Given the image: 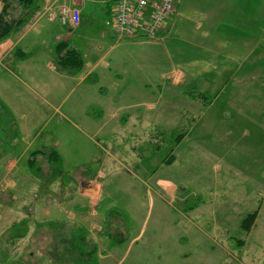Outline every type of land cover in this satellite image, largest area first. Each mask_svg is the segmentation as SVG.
I'll return each instance as SVG.
<instances>
[{"label":"crops","instance_id":"crops-1","mask_svg":"<svg viewBox=\"0 0 264 264\" xmlns=\"http://www.w3.org/2000/svg\"><path fill=\"white\" fill-rule=\"evenodd\" d=\"M60 2L79 8L80 23L77 26L61 24L57 15ZM115 2L116 0H32L30 5L24 6L18 0H0V13L6 3L11 17L17 21L21 20L10 35L0 40V69L4 71H0V121H2L0 123V216L1 213L20 212L19 219L26 224L25 228L17 229L22 230L24 236L16 239V246L18 247L20 240L23 241L27 237L28 247L29 244L34 246L36 253L41 255V264H124L127 258L130 259L128 264L157 262L149 248L150 238L144 244L137 242L142 235L141 226L135 230L129 229L128 221L118 208L110 209L108 214H101L103 177H99L98 170L110 158L117 164H123V160L118 155H112V152L107 150L111 153L99 159V165L95 170L90 168L88 172L83 171L87 169L83 165V168L72 172L66 184L58 181L57 173L52 166L61 161L62 153L57 147L63 139H59L58 134L53 131L45 132L55 116L59 115L55 120V126L61 128V121L65 119L77 131L86 130L87 136L91 134L90 132L94 134L100 132L117 139L122 128L123 138L120 137L117 150H125V157L134 160L135 156L130 151L136 148L133 145L137 146V150L143 148V142L138 139V131L148 127V121H150L149 126L157 127L151 122L157 113L153 110L141 116L143 112L139 111L137 106L149 103L150 107L156 92L162 102L170 104L177 102L176 96H161V89L163 85L166 86L162 82L170 84L169 76L176 74L192 76L195 70L194 63L182 59L180 45L174 37L185 33L187 40L182 41L195 43L197 47L200 41L203 42V51L201 54H196L195 59L213 63L215 58L221 56L216 54L213 59H204L213 51L206 44L209 37H214L211 32L212 23L214 31L219 30L221 33L229 34H237L238 31L243 33L236 25V22H241V19L238 21L236 17V9L227 12L228 7L245 10V20L251 22L255 21L254 8L262 7L259 19L264 22V0H219L218 2L214 0V4L209 3V0L189 1L188 4L185 0H179L177 10L170 17L167 31L161 33L162 39L150 43L144 42L140 37L117 36L111 24ZM37 10H41V16L36 18ZM181 10L187 12L186 16L182 15ZM218 14H221L226 22L220 21L217 18ZM60 40L67 42L68 48L76 49L82 56L83 67L77 74H70L57 66L55 47ZM239 42L248 43L246 61L239 68L242 71L247 65L252 49L257 47L255 44L263 41L259 38L248 40L236 37V44H231L230 38L229 47L240 48ZM141 43L158 44V46L152 53L143 49L132 50L130 47ZM117 49L118 51L114 52ZM229 50L220 47V52L224 55L231 51ZM176 54L178 55L175 56ZM146 63L149 64L148 67ZM236 63L232 62L222 69L218 68L217 70L221 72L218 76H224L230 84L234 77L231 72H226L231 68L235 69ZM261 64H263L262 58L259 60V65ZM203 67H206L205 63ZM143 73L146 74L145 83L141 84L140 78ZM202 75L211 74L207 70L194 77ZM235 76L237 77V73ZM64 81L72 82V89L82 86L65 111L61 103L66 96L61 99L50 93V91L60 92L58 88L62 85L59 84L61 82L65 84ZM181 81H183L182 90L184 89L182 97H185V99L181 97V101L188 99L194 102L199 97L208 98L207 93L204 92V84L195 87L191 82L186 84L184 79ZM217 86L219 83L215 87ZM141 92H147L146 97ZM216 92L218 93V90ZM164 107L165 105L162 104L160 109ZM21 108L27 113H20ZM93 109L95 113L92 112ZM183 112L184 116H188L187 111ZM97 113L100 114L98 117ZM100 119L103 121L100 122ZM73 120H76V123ZM38 137L41 139L37 142ZM53 150L58 156L56 163H50L44 154ZM34 151L37 153L32 155ZM27 154L32 158L37 156V159L41 158V173L35 176L37 180L33 179L34 176L31 178L28 175L18 174L20 167L26 164ZM22 159L25 161L20 165ZM36 165L39 166L34 162V166ZM122 166L128 176L139 178L132 169L128 170L126 166ZM117 171L112 170V172ZM25 178L37 183V188L41 186V195L33 194L28 200L31 205L25 209L29 215L33 214L32 217L22 215L25 206L20 208L13 199L15 194L24 193L20 184ZM164 180H160L164 182L163 188L173 195L175 191L167 188L170 181ZM130 189L128 191L133 192ZM5 193L12 201H8L3 196ZM131 211L126 210V217L133 220ZM15 221H17L16 217L12 223ZM134 224L136 225V222ZM27 225L29 229L24 232ZM166 226L169 228L170 224ZM35 232L41 238V247L35 244ZM0 237L2 238V234ZM175 239L177 241V238ZM134 244L137 246L133 252ZM23 246L26 249L25 244ZM142 249H145L144 257H142ZM29 254L34 256L35 249L29 251ZM24 256L25 253L22 258ZM167 256L169 257L168 252L164 255V260Z\"/></svg>","mask_w":264,"mask_h":264},{"label":"rangeland","instance_id":"rangeland-1","mask_svg":"<svg viewBox=\"0 0 264 264\" xmlns=\"http://www.w3.org/2000/svg\"><path fill=\"white\" fill-rule=\"evenodd\" d=\"M189 1L197 0H185L186 4ZM209 3L214 4V0H209ZM195 7L197 8V4ZM234 9L238 21L241 19L238 29H242L243 33L214 31L212 23L211 32L214 37H209L206 44L213 51L204 59H213L216 54L221 56L215 58L213 63L195 59V55L203 51V42L200 41L197 47L195 43L182 41L187 40L185 33L174 37L180 45L182 59L194 63L195 70L192 76L176 74L169 76L170 84L162 82L166 86L163 85L161 96H176L177 102L173 104L162 102L156 92L150 107L149 103L137 106V109L143 112L141 116L153 110L157 113L151 121L157 127L149 126L148 121V127L138 131V139L143 142V148L137 150V146L133 145L136 148L130 151L135 156L134 160L125 157V150H117L119 139L121 136L123 138L122 128L117 139L100 132L97 134L90 132L91 134L87 136L86 130L77 131L65 119L61 121V128L55 126V120L59 117L56 115L45 129V132L53 131L58 134L59 139H63L57 147L62 153L61 161L52 166L61 184H66L72 172L83 168V165L87 167L83 171L88 172L90 168L95 170L99 165V159L111 152L123 160V164H117L110 158L98 170V173L104 174L101 179V214H108L110 209L118 208L128 221L129 229L135 230L141 226L142 235L137 242L144 244L150 238L149 248L157 261L155 264H264V22L259 19L263 8H254V22L245 20V10L241 8L228 7L226 11ZM182 11V15L186 16L187 12ZM217 18L226 22L221 14H218ZM236 37L248 40L259 38L263 41L255 44L257 47L252 49L247 65L242 71L239 68L246 61V48L249 42L244 44L239 42L240 48L231 49L229 39L231 38V44H236ZM140 38L144 42L153 43L152 40ZM157 46L158 44L141 43L130 47L132 50L143 49L152 53ZM220 47L231 51L224 55L220 52ZM117 51L118 49L114 52ZM261 58L263 64L259 65ZM148 61L149 59L147 63ZM232 62L237 63L235 69L231 68L226 72H231L234 77L229 84L224 76H218L221 72L217 69H222ZM204 63L206 67H203ZM207 70L211 75L194 77ZM0 71L4 72L2 69ZM145 76L144 73L141 75V84L145 83ZM216 76L218 77L215 78ZM181 79H184L186 84L191 82L195 87L204 84V92L208 98L199 97L194 102L188 99L181 101L184 90ZM64 83L59 84L62 85L58 88L60 92L50 91L61 99L66 96L61 103L63 111L82 88L81 86L72 89V82ZM217 83L220 87H215ZM104 87L108 89L105 84ZM141 94L146 97L147 92ZM182 98L185 99L184 96ZM162 104L165 107L161 110ZM183 111H187L188 116H184ZM22 112L27 113L21 108L20 113ZM92 112L95 113V109ZM147 118L149 120V116ZM73 121L76 123V120ZM102 121L100 119V122ZM126 136L128 137V134ZM177 138H180L178 142ZM40 139L38 137L37 142ZM30 156L27 154L26 164L23 165L26 167L21 166L18 174L37 177V174L41 173V158L31 156V159ZM30 160L37 162L39 166H31ZM169 160L172 161L167 163ZM24 161L25 159H22L19 164ZM122 165L128 170L132 169L139 178L128 176ZM36 177L33 179L37 180ZM164 179L170 181L167 188L175 191L173 195L163 188L164 182L160 180ZM20 185L24 193L15 194L13 199L20 208L25 206L21 214L28 216V212H25L31 205L28 200L33 194H40L41 186L37 188V183L28 178L22 179ZM129 188L133 192H129ZM3 196L12 201L7 198V193ZM126 210H132L133 220L126 217ZM256 210L257 217L250 230L247 232L242 230L241 220L247 213ZM19 216L18 211L13 214L1 213L0 264H41V255L36 253L34 246L29 244L28 247L27 237L24 238V242L19 241L18 247L16 239L12 238L22 233V230H17L18 228H25L26 222L19 219ZM29 216L32 217L33 214ZM15 217L17 221L12 223ZM167 224H170L169 228ZM27 229L28 225L24 232ZM34 234L35 244L41 247V238L36 232ZM238 239L243 240L241 246L237 243ZM136 246L133 245V252ZM139 248L141 249V246ZM34 249V256L28 255L29 251ZM166 252L169 253V257L164 260ZM24 253L25 256L22 258ZM144 254L145 249H142V257L146 256ZM129 260L125 259L123 263L128 264Z\"/></svg>","mask_w":264,"mask_h":264},{"label":"built area","instance_id":"built-area-1","mask_svg":"<svg viewBox=\"0 0 264 264\" xmlns=\"http://www.w3.org/2000/svg\"><path fill=\"white\" fill-rule=\"evenodd\" d=\"M178 0H116L111 24L118 37L140 36L157 41L166 30ZM36 18L41 16L37 10ZM57 15L61 24L76 26L80 23V10L66 2H60Z\"/></svg>","mask_w":264,"mask_h":264},{"label":"trees","instance_id":"trees-1","mask_svg":"<svg viewBox=\"0 0 264 264\" xmlns=\"http://www.w3.org/2000/svg\"><path fill=\"white\" fill-rule=\"evenodd\" d=\"M18 2L24 6H28L32 3V0H18ZM19 23H21V20L17 21L11 17V15L7 10V5L5 3L0 13V40L10 35ZM236 25L238 26L239 22H236ZM55 49L57 53V58H56L57 66L61 70L66 71L70 74H77L81 70V68L83 67V58L80 55V53L76 51V49L68 48L67 42H65L64 40L58 41ZM179 140L180 138H177V142ZM33 153L35 154L37 153V151L32 152V155ZM56 154L57 153L55 150L48 152L46 154L47 160L50 163H56L58 161V156ZM171 161L172 160H169L167 163H170ZM34 162L35 161L33 160L29 161L31 166H34ZM256 217H257V210L253 211L252 213L246 214L240 222L241 229L247 232L250 229L251 224H253ZM23 236H24L23 233H18V235L16 234V236H13L12 238L17 239ZM237 243L238 245L241 246L243 244V240L238 239Z\"/></svg>","mask_w":264,"mask_h":264}]
</instances>
